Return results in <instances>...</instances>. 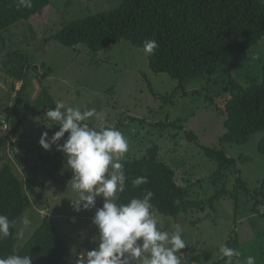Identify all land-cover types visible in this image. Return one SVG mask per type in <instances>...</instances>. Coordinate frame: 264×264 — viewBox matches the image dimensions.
Here are the masks:
<instances>
[{"label":"rangeland","instance_id":"1","mask_svg":"<svg viewBox=\"0 0 264 264\" xmlns=\"http://www.w3.org/2000/svg\"><path fill=\"white\" fill-rule=\"evenodd\" d=\"M120 3L121 0H49V6L41 15L7 29L3 33L4 44L0 43V118L9 114L10 98L6 92L11 83L15 84L6 73L7 67L20 68L27 59L33 64V69L23 73L31 102H35L44 89L54 106L62 101L66 107H79L81 111L95 108L104 117L86 121L90 127H111L126 136L129 151L122 161L139 158L156 145L160 149L159 158L174 167L175 182L182 186V175L188 177L190 183L197 181L190 193L193 197L196 193L208 199L219 188L210 182L212 163L200 153L201 146H217L224 129L222 119L213 106H207L205 98L207 93L225 86L227 75H215L209 84L208 76L204 75L178 87V82L167 74L153 73L145 52L126 41L92 54L85 45L69 48L51 39L63 23L112 11ZM15 52L21 56L19 61L12 54ZM263 63L264 41H261L244 55L231 59V77L244 85L258 82ZM44 72L46 75L42 78ZM175 122L180 129L162 127ZM8 127L6 132L0 130V168L10 165L22 183L25 197L16 233L22 228L24 215L32 220L31 229L25 231L23 237L15 234V250L24 246L42 218L48 215L67 247L60 264H75L80 252L97 246L92 242L93 237H98L92 220L96 209L103 206V197L96 198L95 208L83 210L81 206L80 211L75 210L72 200L78 199V195L69 185L73 173L67 167L65 155L57 151L55 145L45 151L39 144L42 133L47 132L51 139L59 130L46 114L42 117L34 110L25 114L24 138L18 137L15 142L11 141ZM262 135V132L257 133L245 145L227 148L230 157L236 160L238 174L249 193L234 190V180H231L227 189L233 197L214 199L212 209L208 206L204 211H188L177 217L156 214L161 231H174L176 224L182 227L188 246L181 251L185 256H196L194 264H226L219 249L228 244L241 253V264L249 255L256 258V264H264V192H260L264 154L257 150ZM19 146L24 147L25 159L35 170L33 191L28 190L27 176L14 158L16 152L20 153ZM256 192H260L257 200ZM254 206L261 214H254Z\"/></svg>","mask_w":264,"mask_h":264},{"label":"trees","instance_id":"2","mask_svg":"<svg viewBox=\"0 0 264 264\" xmlns=\"http://www.w3.org/2000/svg\"><path fill=\"white\" fill-rule=\"evenodd\" d=\"M48 6L49 0H32L31 8L19 6L18 0H0V43L4 44L3 33L7 29L41 15ZM51 39L69 48L85 45L92 54L121 41L143 50L145 40L155 39L159 49L153 55H147L149 68L156 75L167 74L178 82V87L204 75L209 78L208 84L215 75H227L225 86L207 93L205 98L207 106H213L217 116L222 119L224 129L217 146H201L200 151L212 163L210 182L219 188L215 194L208 199L200 198L196 193L193 197L190 189L197 181L190 183L188 177L182 175L183 185H178L174 167L159 158L160 149L153 145L141 157L121 161L126 182L124 191L116 199L117 203L140 198L147 189L154 193L151 202L156 214L177 217L188 211H204L208 206L212 209L214 199L232 198L234 194L227 189L231 180H234V190L249 193L238 174L236 160L230 157L227 148L245 145L253 135L262 132L257 150L264 154V63L260 81L244 85L231 77V59L244 55L264 41V0H121L118 8L112 11L63 23ZM12 54L19 61L20 54ZM32 66L26 59L20 68L7 67L5 71L15 82H21L17 90L15 84L11 83L6 92L10 98L9 114L0 118V130L4 125L8 130L9 125L12 139L9 138L13 142L18 137L24 138L25 114L34 110L43 117L55 107L44 89L42 95L31 102L23 73L33 69ZM50 72V69L46 70V73ZM44 75L45 72L42 78ZM176 123L162 127L180 129L181 126ZM19 149L20 153L16 152L14 158L27 176L28 190L33 191L35 170L25 159L27 152L24 147L19 146ZM50 175L55 179L54 175ZM139 176H146L149 183L134 187L132 180ZM260 190L264 192V178ZM260 192L255 193L256 200ZM24 199L22 183L10 165L4 164L0 168V214L6 215L10 221L15 220L17 224L24 212ZM253 212L261 214L255 206ZM16 224L11 229L12 235L0 241V257L30 255L34 258L32 264H60L63 261L67 247L48 215L42 218L19 251L15 250ZM186 258L188 264L197 261L196 256Z\"/></svg>","mask_w":264,"mask_h":264},{"label":"clouds","instance_id":"3","mask_svg":"<svg viewBox=\"0 0 264 264\" xmlns=\"http://www.w3.org/2000/svg\"><path fill=\"white\" fill-rule=\"evenodd\" d=\"M21 7L31 8L32 0H18ZM159 49L155 39L143 42V51L151 56ZM46 116L59 130L49 139L48 133L41 134L40 146L50 151L55 145L67 160V167L73 175L69 181L71 190L78 195L72 200L76 211L96 207V198L103 197L104 203L96 209L92 223L98 230L93 237L97 246L82 251L76 256L75 264H188V258L181 250L188 245L183 238V229L174 225V231H161L152 198L151 190H144L140 198H132L127 203H117L116 194L123 192L126 182L124 165L121 163L129 151L126 136L118 129L90 127L86 121L92 118L102 120L104 114L95 108L81 111L79 107H66L57 102ZM63 144L59 141L65 137ZM146 176L132 180L134 187L148 184ZM16 221H10L0 214V241L12 235ZM32 220L22 217V228L16 233L23 237L30 230ZM220 253L226 264H241V253L226 245H221ZM30 255L11 254L0 257V264H32ZM244 264H256V258L249 255Z\"/></svg>","mask_w":264,"mask_h":264},{"label":"crops","instance_id":"4","mask_svg":"<svg viewBox=\"0 0 264 264\" xmlns=\"http://www.w3.org/2000/svg\"><path fill=\"white\" fill-rule=\"evenodd\" d=\"M20 85H21V82L16 81L15 82V90H17L20 87Z\"/></svg>","mask_w":264,"mask_h":264},{"label":"built area","instance_id":"5","mask_svg":"<svg viewBox=\"0 0 264 264\" xmlns=\"http://www.w3.org/2000/svg\"><path fill=\"white\" fill-rule=\"evenodd\" d=\"M3 130H7V126L6 125L3 126Z\"/></svg>","mask_w":264,"mask_h":264}]
</instances>
